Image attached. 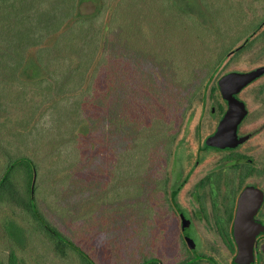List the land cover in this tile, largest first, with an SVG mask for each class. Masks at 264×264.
<instances>
[{"label": "rangeland", "instance_id": "rangeland-1", "mask_svg": "<svg viewBox=\"0 0 264 264\" xmlns=\"http://www.w3.org/2000/svg\"><path fill=\"white\" fill-rule=\"evenodd\" d=\"M125 1L130 2L133 26L139 29L131 54L136 64L132 72L139 76L148 71L151 77L161 78L157 99L152 93L154 98L146 105L152 110V119L140 132H132L123 130L122 113L113 118L106 114L104 121L97 123L92 140L83 134L84 143L81 139L77 141L76 132H71L68 183L54 188L59 176L54 175L52 164L47 163V169L42 166L37 175L35 187L38 185L39 189L34 195L46 221L95 264H143L153 259L162 264H186L193 251L184 246L159 192L175 147L169 137L179 131L189 114V105L194 103L192 100L199 105L202 98L214 97L210 91L222 71L230 66L248 71L264 64V0ZM121 2L104 0L103 12L94 20H108L107 7L114 9ZM54 4L56 0H51V6ZM98 4L97 0H82L79 12L94 15ZM182 8L190 9L191 13ZM77 25L74 23V27ZM256 30L255 35L262 34L245 43ZM242 45L247 49L238 52ZM232 51L235 58L228 56ZM22 75L39 77L41 71L31 62ZM5 80L0 83V179L9 168L8 155L14 159L35 156V150L29 148L32 142L27 130L45 123L50 113L49 105L37 106L41 105V99L34 88L36 93L32 92L33 101L27 107L12 104L9 91L18 93L22 85L15 82L9 89ZM57 91L56 86L54 92ZM39 112L43 117L37 115ZM186 132L182 142L187 139ZM50 133H44L41 140L47 152ZM22 134L26 135L21 140ZM35 159L43 162L42 158ZM26 181L22 172L15 170L12 182L21 192L27 187ZM10 197L6 193L0 199V264H9L11 248L17 250L21 264H82L73 250L71 257L61 260L49 235L32 222L25 209L12 206L8 202ZM11 222L16 223L17 229L18 226L25 231L32 229L25 237L21 232L18 234L24 248L9 243Z\"/></svg>", "mask_w": 264, "mask_h": 264}, {"label": "trees", "instance_id": "trees-1", "mask_svg": "<svg viewBox=\"0 0 264 264\" xmlns=\"http://www.w3.org/2000/svg\"><path fill=\"white\" fill-rule=\"evenodd\" d=\"M81 1L56 0V4L51 6V0H0V83L3 84L5 78L9 89L15 82L22 85L18 93L13 89L11 93L9 91L12 104L21 103L27 107L33 101L32 92L36 93L34 88L38 90L37 95L41 99V105L37 106L49 105L50 108L45 123H38L39 125L27 130V136L32 142L29 148L35 150V156L16 159L12 155L11 158L10 155L7 156L9 166L18 159L22 160L12 167L1 184L0 199L3 194H10L8 202L25 209L32 217V222L41 226L49 235L54 252L61 260L63 257H71L70 250H73L80 256L82 264H93L88 255L57 235L64 237L57 227L46 221L36 197V208L43 221L37 217L30 198L33 167L39 176L42 166L47 169L45 164L51 163L54 175L59 176V180L55 179L54 186L63 187L69 180L67 163L71 132H76L77 141H80L83 134L92 140L98 129L97 123L103 122L102 118L106 114L113 118L119 113L123 117V130L140 132L152 119V110L146 105L154 95V100L157 99L156 94L160 93L157 84H160L161 78L151 77L148 71L139 76L132 72L136 64L133 63L131 54L135 49L134 39L139 29L133 26V18L129 12L130 2L122 0L114 9V6L107 7L110 18L105 21L94 20L103 12L104 0H97L99 4L94 15L80 14ZM123 3H126L125 7ZM182 9L191 13L190 9ZM74 23L78 25L74 27ZM31 62L40 69L41 76L22 75L23 69ZM56 86L59 91L54 92ZM66 87L68 88L64 90ZM145 98L149 102H145ZM37 115L43 117L40 112ZM161 132L162 130L158 135ZM44 133H50L49 153L41 144ZM177 133L178 130L169 137L171 144ZM24 135L26 134H22L21 140ZM81 141L83 142L82 139ZM88 145L91 146L89 143ZM35 157L42 158L43 162ZM17 169L27 180V187L22 192L12 182ZM56 186L54 188L57 189ZM38 189L39 186L36 185L35 193H38ZM14 224L16 223L11 222L12 227L8 228L9 243L14 242L24 248L18 234L21 232L25 237L32 229L25 231L19 226L17 229ZM11 249L9 264H21L17 250ZM146 264L159 263L153 260Z\"/></svg>", "mask_w": 264, "mask_h": 264}, {"label": "flooded vegetation", "instance_id": "flooded-vegetation-1", "mask_svg": "<svg viewBox=\"0 0 264 264\" xmlns=\"http://www.w3.org/2000/svg\"><path fill=\"white\" fill-rule=\"evenodd\" d=\"M245 46L238 52L245 51ZM231 71L242 70L226 68L214 79L215 88L210 91L214 97L205 101L202 98L199 105L192 100L194 103L189 105V114L174 140L176 143L184 129L187 131V142L180 147L181 170L172 178L174 147L161 180L159 192L167 214L175 220L187 251H193L187 262L264 264V75L258 83L234 95L246 109L237 125V143L229 148L207 144L229 107L219 80ZM245 193L242 208L248 222L237 225L239 203ZM240 232L247 236L237 239L235 234ZM241 248L244 253L238 258Z\"/></svg>", "mask_w": 264, "mask_h": 264}, {"label": "water", "instance_id": "water-1", "mask_svg": "<svg viewBox=\"0 0 264 264\" xmlns=\"http://www.w3.org/2000/svg\"><path fill=\"white\" fill-rule=\"evenodd\" d=\"M256 33H257V30L254 31L251 36H249V38L245 41V43H247L248 40H250ZM232 53H234V51H232L228 56H230ZM262 75H264V64L257 66L251 70H248V71H231V72L225 74L224 76H222L220 78L219 87H220L222 96L228 102L229 107H228V110H227L226 114L224 115L223 119L219 123L217 132L208 139V141H207L208 145L218 146V147H222V148H229V147L234 146V143H237V136H236L237 125L240 123L242 118L245 116L246 109H245L244 104L239 102L235 98L234 95L236 93L240 92L241 90H243L248 85L256 82L257 79H259ZM213 78H214V75L211 77L208 85L211 83ZM205 100H206V98L204 99V101ZM183 136H185L184 132H182V134L179 136V138L177 139V141L175 143V151H174L175 152V159L172 162V167L170 169L172 178L174 176H177L181 170L182 155L183 154L181 152L180 147L182 145ZM178 148H179V150H178V152H176ZM20 160H22V158L14 161L9 166V168L7 169L3 178L0 181V186L3 183V181L5 180V178L7 177V175L9 174V172L11 171L12 167ZM33 168H34V176H33L32 187H31V201H32V205H33V208H34V211H35L37 217L41 221H43L41 219L38 211H37L36 204H35V195H34L35 190H34V188H35V183H36V178H37V172H36L35 167H33ZM245 197H246V193L243 194L242 198L240 199L239 209H238V213H237V220H236L237 225L241 224V223H247L248 222L247 218L244 217V211L242 208V206L245 203ZM50 230L53 233L57 234L52 229H50ZM57 235L62 240H64L66 243L71 244L77 250H79L80 252L85 254L82 250H80L75 245H73L71 242L66 240L63 236H61L59 234H57ZM235 236L237 239L245 238L247 236V233H241L240 232V233L235 234ZM243 253H244V250H242V248H241V250H239L238 258H241L243 256ZM85 255L87 256V254H85ZM153 260H156L159 264H162L161 261L158 259H153ZM153 260H150V261H153ZM193 261L194 260L189 261L186 264H190ZM146 263H148V262H145L143 264H146ZM93 264H95V263L93 262Z\"/></svg>", "mask_w": 264, "mask_h": 264}]
</instances>
